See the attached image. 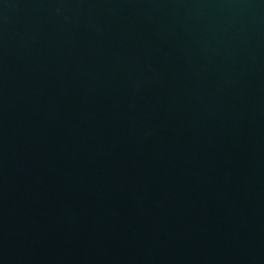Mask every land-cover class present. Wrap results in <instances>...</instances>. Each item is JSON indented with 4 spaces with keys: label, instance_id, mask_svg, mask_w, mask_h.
<instances>
[{
    "label": "water",
    "instance_id": "1",
    "mask_svg": "<svg viewBox=\"0 0 264 264\" xmlns=\"http://www.w3.org/2000/svg\"><path fill=\"white\" fill-rule=\"evenodd\" d=\"M0 264H264V0H0Z\"/></svg>",
    "mask_w": 264,
    "mask_h": 264
}]
</instances>
